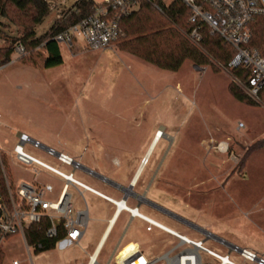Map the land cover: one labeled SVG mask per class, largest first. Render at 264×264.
Returning a JSON list of instances; mask_svg holds the SVG:
<instances>
[{
	"label": "rangeland",
	"instance_id": "rangeland-1",
	"mask_svg": "<svg viewBox=\"0 0 264 264\" xmlns=\"http://www.w3.org/2000/svg\"><path fill=\"white\" fill-rule=\"evenodd\" d=\"M58 1L51 0V13L35 27L38 36L60 14ZM10 11L14 21L0 33V49L9 46L6 35L19 36L24 24L23 18ZM59 47L63 59L59 66L44 69V55L33 49L22 57L13 53L10 62L0 67V165L5 185L17 189L20 182L36 179L57 190L63 183L40 167L25 166L15 159L13 147L20 133L71 156L97 175L126 183L133 179L155 132L161 129L164 136L139 175L137 186L142 187L144 199L219 239L263 254L264 95L254 102L237 87L253 106L236 101L229 92V87L235 86L230 74L212 58L215 69L185 62L173 73L122 53L116 46L84 55H74L80 48L76 44L71 50ZM122 54L144 69L128 70L118 58ZM23 150L112 198L119 197L95 176L73 170L30 145ZM68 193L75 211L87 207L92 216L95 211L111 215L114 210L89 192L81 197L70 187ZM140 212L191 239L204 241L207 248L229 255L237 264H253L164 212L144 204ZM90 225L80 246L59 241L42 252H27L19 235L8 237L0 248V264H12L13 260L19 264H83L94 248L88 241ZM153 234L162 238L167 248L177 244L163 233ZM110 243L98 258L99 264H107ZM147 249L151 252L148 261L159 258L157 246ZM201 256L204 262L217 264L206 254Z\"/></svg>",
	"mask_w": 264,
	"mask_h": 264
},
{
	"label": "built area",
	"instance_id": "built-area-1",
	"mask_svg": "<svg viewBox=\"0 0 264 264\" xmlns=\"http://www.w3.org/2000/svg\"><path fill=\"white\" fill-rule=\"evenodd\" d=\"M93 1L96 6L91 14L79 22L56 33L52 41L64 45L69 50L76 44L85 51H104L114 47L122 36L120 23L140 8L141 3H148L160 11L159 3L170 0H86ZM188 9L189 31L186 33L188 40L198 46L203 39V31L209 35L219 37L222 42L234 51L231 60L224 66L232 83L240 88L248 98L254 102L259 101V96L264 88V58L249 48L251 40L252 23L257 18H264V0H180ZM13 53L22 57L26 51L21 44L14 46ZM30 145L42 151L57 162L72 167L73 170H82L90 176L94 172L85 169L71 156L57 152L51 147H46L38 141L31 139L26 134L18 135V143L13 147L15 159L22 165H36L43 170L57 176L63 183L56 190L51 184H42L34 179L32 182L22 181L17 189L6 184L7 200L0 198V248L2 243L11 236L19 235L27 252L41 251L43 243L28 244L26 231L30 226H37L44 230L47 240L56 239L59 233L64 232L65 240L77 244L82 237L87 224V207L85 210L75 211L71 203L70 187L76 189L81 197L83 192H89L106 199L116 209H124L136 215L146 224V230L153 228L164 231L177 239V244L163 256L148 261L139 247L127 244L117 249L108 264H211L204 262L201 254H206L217 264H237L230 260L229 255H220L204 245V241L188 239L162 225L161 223L138 214L136 209L129 210L122 201L116 202L97 192L90 186L76 180L73 174H65L48 164L24 152L23 147ZM36 172V171H35ZM38 176L36 172L35 178ZM121 204H123L121 206ZM228 248L229 253L238 255L242 260L253 264H264V253L258 254L251 249L240 248L231 244L226 246L222 241L214 238L210 232L204 235ZM135 246L125 256L120 257L121 251L128 246ZM12 264H19L13 261ZM87 264H97L96 257L91 256Z\"/></svg>",
	"mask_w": 264,
	"mask_h": 264
},
{
	"label": "trees",
	"instance_id": "trees-1",
	"mask_svg": "<svg viewBox=\"0 0 264 264\" xmlns=\"http://www.w3.org/2000/svg\"><path fill=\"white\" fill-rule=\"evenodd\" d=\"M67 2L70 4L66 5ZM58 5L61 7L60 14L52 20L48 30L38 36L35 27L41 26L51 13V0H0V33L14 21L10 10H14L15 14L24 19L19 36L6 35L5 40L9 42V46L0 49V67L10 62L16 44H21L26 52L33 49L40 50L45 57L44 69L59 66L63 62L59 44L51 38L91 14L96 4L86 0H60ZM158 6L160 12L148 3H141L137 11L122 19L120 23L122 36L114 44L119 51L135 56L158 69L173 73L178 72L185 62L197 68L211 66L215 69L210 58L224 66L231 60L234 55L232 48L224 44L219 37L209 35L205 30L202 42L198 46L188 40L186 33L190 29L187 22L189 11L180 0L160 2ZM251 34L249 48L257 51L264 58V18L254 20ZM229 92L239 103L253 106L236 86H230ZM260 95H264V88ZM256 146L261 147V144ZM0 198L3 201L7 200L1 165ZM25 235L30 245L43 243L44 248L37 251L42 252L53 249L64 237V232L61 231L56 239L47 240L44 230L30 226Z\"/></svg>",
	"mask_w": 264,
	"mask_h": 264
},
{
	"label": "crops",
	"instance_id": "crops-1",
	"mask_svg": "<svg viewBox=\"0 0 264 264\" xmlns=\"http://www.w3.org/2000/svg\"><path fill=\"white\" fill-rule=\"evenodd\" d=\"M77 46H79L80 48L75 50L76 53H74V55H77V54L84 55L87 53H91V52H87V51L83 50L80 45H77ZM104 51H106V50H104ZM104 51H101V52H104ZM120 52H122V51H120ZM122 53H126V52H122ZM126 54H128V53H126ZM133 57H135V56H133ZM100 58L105 59L106 62L109 61V59L105 58L102 55L100 56ZM118 58L121 59L122 64L124 66H126V68L128 70L135 69V71L139 72V71H142L144 69V66L142 64H139V62H137L136 60H134L130 56H126V55L122 54ZM204 70H206V69H204ZM158 131H162V130L161 129L157 130L155 132V134ZM157 143L153 144L152 146L149 145L148 150L150 148H151L150 150H152L153 147ZM148 150H147V152H148ZM147 152H146V154H147ZM145 157H146V155H145ZM146 162H147V160H146ZM145 165H146V163L143 164V162H142L139 169H137L135 175L138 174V176L132 185V189L127 193V196H124V194H121L116 189H117V186H119V188L128 187L132 183V180H128V182L124 183L121 180H119L118 178H117L118 181H112L108 178L103 177V178H105V180L103 181L101 178L98 177L100 175L95 176L97 179L100 180L101 183H103L107 186H109V185L106 184L105 181H110L111 183L114 184L113 186H109V187L114 189V191L118 194L119 197L117 199L112 198V197L106 195L105 193L98 191L94 188L93 189L96 190L97 192L103 194L104 196L116 201V202L122 201L124 203L125 207H127L129 210L136 209V212L138 214H142L140 212V207L143 204L167 214L165 212V210H163L162 208L158 207L157 205H155L151 202L146 201L144 199V194L142 193V187L137 186L138 181L140 179L139 175H140L142 169L145 167ZM92 195H94V194H92ZM94 196L97 197L98 199L102 200L106 204H108L110 207H113L114 210H113L111 215H108V214L103 215V214L99 213L98 211H95L92 214V216H90L89 211L87 209L86 228H85V231H84L82 237L80 238L79 242L76 244V246H80V244H82V242L84 241L86 230L88 229V225H90L89 222H91V225H90L91 235H90L88 241L90 242V244L94 243V248L92 249L91 253L87 256V259H86V261L83 262V264H87L89 257H91L92 255L96 257V262H97V264H99L98 258L102 254L105 246L109 243V241L111 242L110 245H111V250H112L110 258L112 257L114 252L117 249L121 248L122 246H125L127 244H135L139 247V249L141 250V253L143 254V256L146 259L151 258V252H149L147 249V248H149V246H151V247L157 246V249H159L161 251V252H159L157 257L163 256L168 250L171 249V248H167L165 246V243L163 242L162 238H156V236H154V234H153L154 231L163 233V234L167 235V237H169L171 239H175L177 241V239L175 237H173L172 235H170L164 231H161L159 229L153 228L152 230L147 231L146 230L147 224L143 220L138 218L136 215L131 214V212L124 210V209H116V207L112 203L107 201L106 199L101 198V197L96 196V195H94ZM142 215H144V214H142ZM168 215H170L171 217L178 220L177 216L172 215L170 213ZM144 216H146V215H144ZM185 222H187V221H185ZM185 222L183 221V223H185ZM187 223H185V224L188 225L191 229L199 232V230L196 229V228L199 229V227L195 226L192 223H189V222H187ZM190 224L192 226H190ZM168 229H170V228H168ZM170 230H172V229H170ZM172 231H174V232H176V233H178V234H180V235H182L188 239H191L188 236H186L185 234L179 233L175 230H172ZM127 235H128V238H127L126 243L120 246L122 240ZM192 240H194V239H192ZM60 241H65V240H60ZM134 248H135V246H132V245L126 247L124 249L125 252H124V254L121 255V257L125 256L129 251L133 250ZM110 258H109V260H110ZM109 260H108V262H109ZM13 261H15V260H13ZM108 262H107V264H108Z\"/></svg>",
	"mask_w": 264,
	"mask_h": 264
},
{
	"label": "water",
	"instance_id": "water-1",
	"mask_svg": "<svg viewBox=\"0 0 264 264\" xmlns=\"http://www.w3.org/2000/svg\"><path fill=\"white\" fill-rule=\"evenodd\" d=\"M94 174V176H97V174H95V173H93ZM137 176H138V174L137 175H135L134 177H133V179H132V183L128 186V187H125V188H119V186H117V191L118 192H120L121 194H124V196H127V193L132 189V185H133V183L135 182V180H136V178H137ZM99 178H101L103 181L105 180V178H103V177H101V176H98ZM167 214H169V212H167V211H165ZM178 220L179 221H181V222H183L184 220H181L180 218H178ZM185 222V221H184ZM185 223H187V222H185ZM188 224V223H187ZM190 226H192L191 224H190ZM197 230H199V232H201L202 234H206V232L207 231H205V230H202V229H198V228H196ZM214 236V235H213ZM214 238L215 239H217V240H219V241H222L226 246H231V243H229V242H225L224 240H221V239H219V238H217V237H215L214 236Z\"/></svg>",
	"mask_w": 264,
	"mask_h": 264
},
{
	"label": "bare ground",
	"instance_id": "bare-ground-1",
	"mask_svg": "<svg viewBox=\"0 0 264 264\" xmlns=\"http://www.w3.org/2000/svg\"><path fill=\"white\" fill-rule=\"evenodd\" d=\"M164 136V134L162 133V131H158L157 133H156V136L154 137V139H153V141H152V143H151V146L153 145V144H155V143H157L162 137ZM151 149V148H150ZM148 150V152H147V154H146V157L144 158L145 160H143L142 162H143V164H145V163H147L146 162V160H147V158L149 157V154H150V152H151V150ZM123 204H121V206H122ZM125 249V248H124ZM124 249L121 251V253H120V255L122 254V252L124 251Z\"/></svg>",
	"mask_w": 264,
	"mask_h": 264
},
{
	"label": "flooded vegetation",
	"instance_id": "flooded-vegetation-1",
	"mask_svg": "<svg viewBox=\"0 0 264 264\" xmlns=\"http://www.w3.org/2000/svg\"><path fill=\"white\" fill-rule=\"evenodd\" d=\"M106 182V184H108L109 186H113L114 184L113 183H111L110 181H105Z\"/></svg>",
	"mask_w": 264,
	"mask_h": 264
}]
</instances>
